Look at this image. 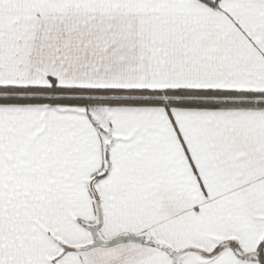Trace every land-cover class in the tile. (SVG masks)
<instances>
[{
	"label": "snow or ice",
	"instance_id": "1",
	"mask_svg": "<svg viewBox=\"0 0 264 264\" xmlns=\"http://www.w3.org/2000/svg\"><path fill=\"white\" fill-rule=\"evenodd\" d=\"M0 264H264V0H0Z\"/></svg>",
	"mask_w": 264,
	"mask_h": 264
}]
</instances>
